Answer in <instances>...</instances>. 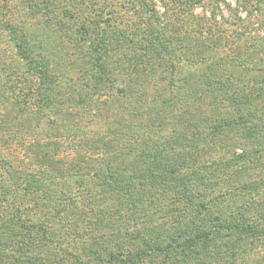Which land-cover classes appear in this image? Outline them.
I'll return each instance as SVG.
<instances>
[{
	"label": "trees",
	"instance_id": "obj_1",
	"mask_svg": "<svg viewBox=\"0 0 264 264\" xmlns=\"http://www.w3.org/2000/svg\"><path fill=\"white\" fill-rule=\"evenodd\" d=\"M213 2L0 0V264H264V36Z\"/></svg>",
	"mask_w": 264,
	"mask_h": 264
},
{
	"label": "rangeland",
	"instance_id": "obj_2",
	"mask_svg": "<svg viewBox=\"0 0 264 264\" xmlns=\"http://www.w3.org/2000/svg\"><path fill=\"white\" fill-rule=\"evenodd\" d=\"M78 1H82V0H78ZM94 1H98L99 2L100 0H94ZM223 1L224 2H219L218 4H217V2L209 3L208 5L206 4L202 8L199 5H197L192 10V13H193L192 15L195 18L204 16V17L208 18L209 19V23H211V19L210 18H211V16L213 14H215V18H216L215 21H214L215 26L220 28V27H223L224 23L228 22L229 24H232L234 19H235L233 17V14H236V16L240 17V19L243 20V26L246 25V27H247V32L246 33L249 32L251 38L257 39L258 38L257 36H259V37H263L264 36V26L259 25V23L264 20L263 14H254V16L252 18L248 19L245 11L242 10L243 8L238 7L237 3L234 2L235 0H223ZM156 2H157V0H156ZM228 5H229V8H228ZM156 8L162 14L163 10H162V8H161V6L159 4L156 5ZM215 8H216V10H215ZM117 9L119 10L117 12L116 21H115L117 25H119V26L121 24L125 25V21H127L128 19L131 20V21L133 20V18L130 15V13H128L127 11H125L123 9H119L118 7H117ZM95 13L96 12H94V14ZM215 26L213 25V27H212L213 31H214V28H216ZM62 39H64V36H62ZM62 41H64V40H62ZM245 42H246V40H244V39H240L239 40V43H241L242 45H244ZM46 43L50 44V47H49V48H51L50 54H52L54 56H57L56 58L59 61H65V63H67L69 65L68 77L74 79L76 77L74 75L75 71L73 69V66L70 65L69 61H70V59H72L73 55L76 54L75 47H73V45H70L66 41H64V44L58 43L53 37H51V38L49 37L48 41ZM62 55H66V58L65 57L59 58V56H62ZM67 58H68V61H66ZM54 69H56V68H54ZM61 71H63V69H61ZM163 85H164V87H163ZM159 86H162L164 88V89L161 88L162 89L161 90V94L162 95H164L166 97H171L170 93H168V91L165 90L168 87V81L167 80L163 81L161 84H159L157 86V90H156L157 93L160 92L159 91V88H160ZM151 88H153V83L152 82L147 87V92L150 93V94H152ZM163 90H164V92H163ZM171 91L172 90H170V92ZM146 98H148V99L144 103H148V101L150 99L149 98V94H147ZM102 99H106L107 100L106 97L105 98L102 97ZM110 102H112V99H109V103ZM109 117H110V115H109ZM105 120L108 121L107 118ZM96 123L97 124H95V126H98V127L106 125L105 124L106 122H103L102 119L96 120ZM89 128H92V126H89ZM169 130L170 129H168L167 131H169ZM257 253H258V255H256V256L255 255H250L249 258H251V256L255 257L254 259H257L259 257H264V248L262 249L261 252L259 251Z\"/></svg>",
	"mask_w": 264,
	"mask_h": 264
}]
</instances>
